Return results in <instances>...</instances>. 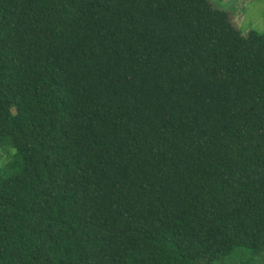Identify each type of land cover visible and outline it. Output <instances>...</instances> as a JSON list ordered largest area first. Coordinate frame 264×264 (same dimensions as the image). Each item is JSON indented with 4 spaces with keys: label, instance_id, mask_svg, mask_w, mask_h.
Masks as SVG:
<instances>
[{
    "label": "trees",
    "instance_id": "16d2710c",
    "mask_svg": "<svg viewBox=\"0 0 264 264\" xmlns=\"http://www.w3.org/2000/svg\"><path fill=\"white\" fill-rule=\"evenodd\" d=\"M7 146L0 264H264V32L210 0H0Z\"/></svg>",
    "mask_w": 264,
    "mask_h": 264
},
{
    "label": "rangeland",
    "instance_id": "374dc122",
    "mask_svg": "<svg viewBox=\"0 0 264 264\" xmlns=\"http://www.w3.org/2000/svg\"><path fill=\"white\" fill-rule=\"evenodd\" d=\"M213 5L230 14L234 25L242 35L250 31L264 32V0H210ZM17 150L12 146L0 150V170H16L14 156ZM12 162L13 167L9 164Z\"/></svg>",
    "mask_w": 264,
    "mask_h": 264
}]
</instances>
